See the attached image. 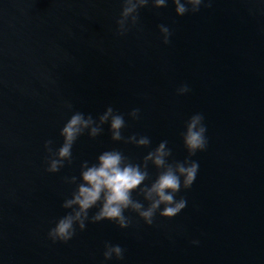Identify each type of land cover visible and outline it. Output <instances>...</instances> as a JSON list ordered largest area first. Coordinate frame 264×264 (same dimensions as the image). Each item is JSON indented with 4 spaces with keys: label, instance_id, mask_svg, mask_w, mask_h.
<instances>
[{
    "label": "water",
    "instance_id": "95a60500",
    "mask_svg": "<svg viewBox=\"0 0 264 264\" xmlns=\"http://www.w3.org/2000/svg\"><path fill=\"white\" fill-rule=\"evenodd\" d=\"M121 11L122 0H0V264H264V0H212L183 17L168 0L141 9L123 37ZM185 83L190 92L177 95ZM108 106L124 114L123 135L147 136L150 148L113 142L106 124L77 140L70 165L47 172L45 141L58 149L73 112L97 118ZM195 113L209 143L192 157L199 171L177 194L187 200L180 214L158 212L149 226L129 210L127 229L88 221L67 243L49 239L76 187L64 178L79 177L83 161L118 149L141 163L164 140L183 161ZM106 242L124 259L105 260Z\"/></svg>",
    "mask_w": 264,
    "mask_h": 264
},
{
    "label": "clouds",
    "instance_id": "9594fccd",
    "mask_svg": "<svg viewBox=\"0 0 264 264\" xmlns=\"http://www.w3.org/2000/svg\"><path fill=\"white\" fill-rule=\"evenodd\" d=\"M178 16L188 13H198L201 7H212V0H172ZM151 5L155 9L166 8L168 0H122V11L116 35L126 36L129 31L140 22V10ZM165 45L171 43L173 35L170 28L164 24L158 25ZM190 92L185 83L176 89L177 95ZM68 103L67 108L72 109ZM128 116L133 120L140 119V109L134 108ZM109 125L113 142L134 144L137 147L150 148L151 140L147 136L133 134L125 137L123 130L127 127L125 116L116 111L112 106L94 118L80 111H75L67 120L60 135L64 138L63 144L53 148L51 139L45 141L44 147L48 152L46 169L49 173H58L73 161V146L77 140L87 134L95 139L104 131V125ZM207 127L202 113L193 114L185 124V131L181 133L184 147L188 153L183 161L172 159V149L168 141H162L155 149L150 150L141 163H134L129 157L118 149L103 151L95 163L83 161L80 166V176L65 177L68 184L76 185L70 198L62 204L64 209L70 210L59 218L48 232L49 239L55 242L72 240L77 235V226L80 231L86 229V222L99 223L105 220L116 223L121 229H127L131 218L125 215L126 211L136 213L145 224L152 226L157 213L161 217L172 219L187 207L185 197L177 199V194L182 190H189L193 186L199 171V162L193 160L198 152L208 148ZM150 165L157 170L153 180ZM143 197L144 202L133 197V193ZM98 209L94 215L89 216L90 210ZM191 243L198 245L199 240ZM124 249L120 245L105 243L103 253L105 260L115 256L124 259Z\"/></svg>",
    "mask_w": 264,
    "mask_h": 264
}]
</instances>
